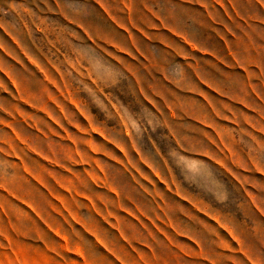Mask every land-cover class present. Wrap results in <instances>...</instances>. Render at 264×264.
Listing matches in <instances>:
<instances>
[{"label":"rangeland","instance_id":"374dc122","mask_svg":"<svg viewBox=\"0 0 264 264\" xmlns=\"http://www.w3.org/2000/svg\"><path fill=\"white\" fill-rule=\"evenodd\" d=\"M0 264H264V0H0Z\"/></svg>","mask_w":264,"mask_h":264}]
</instances>
